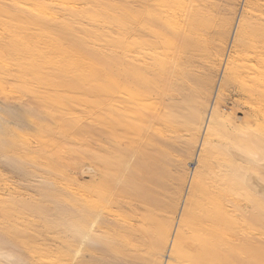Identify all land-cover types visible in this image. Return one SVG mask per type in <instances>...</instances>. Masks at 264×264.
<instances>
[{"label": "rangeland", "instance_id": "374dc122", "mask_svg": "<svg viewBox=\"0 0 264 264\" xmlns=\"http://www.w3.org/2000/svg\"><path fill=\"white\" fill-rule=\"evenodd\" d=\"M0 264H264V0H0Z\"/></svg>", "mask_w": 264, "mask_h": 264}]
</instances>
